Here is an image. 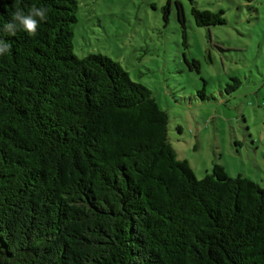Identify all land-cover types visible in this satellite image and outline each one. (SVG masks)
<instances>
[{
    "label": "trees",
    "instance_id": "1",
    "mask_svg": "<svg viewBox=\"0 0 264 264\" xmlns=\"http://www.w3.org/2000/svg\"><path fill=\"white\" fill-rule=\"evenodd\" d=\"M33 5L47 9L34 36L0 32V264H264V188L219 163L196 176L151 90L75 54L77 0H0V26Z\"/></svg>",
    "mask_w": 264,
    "mask_h": 264
},
{
    "label": "rangeland",
    "instance_id": "2",
    "mask_svg": "<svg viewBox=\"0 0 264 264\" xmlns=\"http://www.w3.org/2000/svg\"><path fill=\"white\" fill-rule=\"evenodd\" d=\"M74 52L101 53L145 84L169 115V138L201 179L215 163L264 188V0H77ZM193 2L226 22L196 24ZM197 59L200 70L186 62Z\"/></svg>",
    "mask_w": 264,
    "mask_h": 264
},
{
    "label": "clouds",
    "instance_id": "3",
    "mask_svg": "<svg viewBox=\"0 0 264 264\" xmlns=\"http://www.w3.org/2000/svg\"><path fill=\"white\" fill-rule=\"evenodd\" d=\"M47 19V9L39 8L33 5L25 12L22 8L17 7L11 13L9 22L0 26V32L9 35H15L17 31H24L29 36H34L40 22ZM10 50V45L3 39H0V56L4 55Z\"/></svg>",
    "mask_w": 264,
    "mask_h": 264
}]
</instances>
